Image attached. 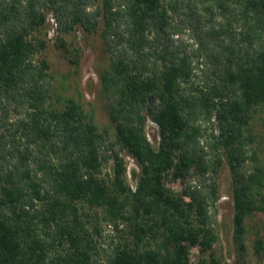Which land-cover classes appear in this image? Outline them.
<instances>
[{
    "label": "trees",
    "instance_id": "1",
    "mask_svg": "<svg viewBox=\"0 0 264 264\" xmlns=\"http://www.w3.org/2000/svg\"><path fill=\"white\" fill-rule=\"evenodd\" d=\"M50 17L64 54L79 28L102 38L114 133L56 92L40 57ZM73 54L78 68L83 52ZM261 111L264 0H0V264H231L212 250L218 176L227 159L244 249L246 218L264 211ZM125 152L140 168L135 187ZM89 214L95 230L104 222L131 240L98 256Z\"/></svg>",
    "mask_w": 264,
    "mask_h": 264
},
{
    "label": "rangeland",
    "instance_id": "2",
    "mask_svg": "<svg viewBox=\"0 0 264 264\" xmlns=\"http://www.w3.org/2000/svg\"><path fill=\"white\" fill-rule=\"evenodd\" d=\"M49 20L50 23L47 26L48 45L40 57L47 59L51 66L50 73L56 92L63 97H77L87 110L94 111L101 131L108 128L114 133V124L111 122L109 115V99L104 93L101 79L103 69L108 63V54L105 51L102 38L98 33H87L79 28L75 33L65 35L72 52L64 54V50L56 45L55 20L52 17ZM74 47H79L83 52L78 68L70 61V57L74 55ZM58 106L62 107L63 103H59ZM252 127L256 136L254 146L258 148L260 157L264 162V111L255 116L252 120ZM147 130L152 141L157 144L159 140L157 137L158 126L149 121ZM124 156L128 167V182L135 187L136 180L132 175V171H140V168L131 155L125 152ZM113 163L111 161L108 165L109 170L112 168ZM218 183V217L215 227L219 232L220 239L212 250L217 255L223 254L231 264H264V246L260 252H257L254 247L255 240L258 237H261L264 241V211L256 212L246 218L245 248L241 249L234 239V216L236 213L234 180L227 159H225L218 176ZM167 184L168 187L177 192H181L184 187L180 182L171 178L168 179ZM84 210L93 216L97 212L95 209H89L87 205ZM90 214L86 217V220L90 228L92 244L99 250L98 256L104 258L106 251H112L117 244L131 240V235L128 232L119 233L104 222L99 226V231L95 230V222L92 223L93 218ZM62 250L63 247L59 246L58 251ZM198 255L199 249L193 248L191 250V261L193 263L197 261Z\"/></svg>",
    "mask_w": 264,
    "mask_h": 264
}]
</instances>
